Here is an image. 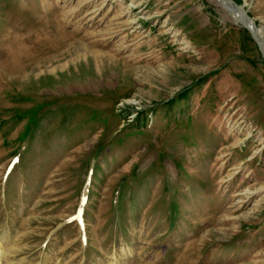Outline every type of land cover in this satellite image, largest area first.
Instances as JSON below:
<instances>
[{
	"label": "rangeland",
	"instance_id": "1",
	"mask_svg": "<svg viewBox=\"0 0 264 264\" xmlns=\"http://www.w3.org/2000/svg\"><path fill=\"white\" fill-rule=\"evenodd\" d=\"M0 241L1 264H264L250 31L216 0H0Z\"/></svg>",
	"mask_w": 264,
	"mask_h": 264
},
{
	"label": "water",
	"instance_id": "2",
	"mask_svg": "<svg viewBox=\"0 0 264 264\" xmlns=\"http://www.w3.org/2000/svg\"><path fill=\"white\" fill-rule=\"evenodd\" d=\"M226 2L225 4L233 6L240 9L245 17L247 19V27L250 33L252 34L255 42L258 45V48L260 49L262 55H264V44L261 43L260 40H264V25H257L255 18H253L249 13V6H247V3L240 4L236 0H223ZM257 28V29H256Z\"/></svg>",
	"mask_w": 264,
	"mask_h": 264
},
{
	"label": "bare ground",
	"instance_id": "3",
	"mask_svg": "<svg viewBox=\"0 0 264 264\" xmlns=\"http://www.w3.org/2000/svg\"><path fill=\"white\" fill-rule=\"evenodd\" d=\"M216 1L219 4H221L228 11V13L232 19H234L236 22L241 23L245 28L247 27V24H246V23H248L247 19H245L244 15L240 9L238 10L237 8H235L233 6L225 4L226 2H224L223 0H216ZM246 29H248V28H246ZM260 42L261 43L263 42V44H264V40H260ZM263 57H264V55H263ZM0 245H1V241H0ZM4 254L5 253H3V251L0 249V264L2 263L1 260H2Z\"/></svg>",
	"mask_w": 264,
	"mask_h": 264
},
{
	"label": "trees",
	"instance_id": "4",
	"mask_svg": "<svg viewBox=\"0 0 264 264\" xmlns=\"http://www.w3.org/2000/svg\"><path fill=\"white\" fill-rule=\"evenodd\" d=\"M240 4H242L241 2H239Z\"/></svg>",
	"mask_w": 264,
	"mask_h": 264
}]
</instances>
